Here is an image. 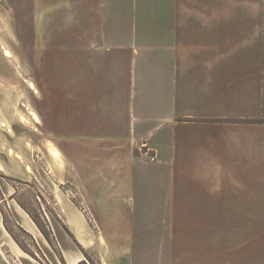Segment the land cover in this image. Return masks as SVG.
Segmentation results:
<instances>
[{"label":"crops","instance_id":"0c3cea01","mask_svg":"<svg viewBox=\"0 0 264 264\" xmlns=\"http://www.w3.org/2000/svg\"><path fill=\"white\" fill-rule=\"evenodd\" d=\"M0 3L42 55L55 246L15 218L49 264H264V0ZM0 264H43L2 219Z\"/></svg>","mask_w":264,"mask_h":264},{"label":"rangeland","instance_id":"374dc122","mask_svg":"<svg viewBox=\"0 0 264 264\" xmlns=\"http://www.w3.org/2000/svg\"><path fill=\"white\" fill-rule=\"evenodd\" d=\"M28 26L15 20L0 3V219L25 252L49 264L34 235L19 226L15 218L19 210L29 209L49 230L51 242L44 236L55 246L43 217V204L50 206L46 200L50 186L44 178L46 156L40 150L41 133L37 126L42 55L40 50L32 49V38L25 37ZM50 154L55 157L51 150ZM31 161L34 173L30 172ZM251 216L257 222L258 237H264V214ZM91 264L98 263L91 258Z\"/></svg>","mask_w":264,"mask_h":264},{"label":"trees","instance_id":"16d2710c","mask_svg":"<svg viewBox=\"0 0 264 264\" xmlns=\"http://www.w3.org/2000/svg\"><path fill=\"white\" fill-rule=\"evenodd\" d=\"M70 190H71V189H70ZM25 210L28 212V214L31 216V218L34 220V222L37 224V226H38L39 229L43 232V234H44V235L48 238V240L51 242V239H50V237H51V233H49V230H48V232H47L46 229H44L42 222H41L37 217H35L34 214H33L29 209L25 208ZM43 217H44V220H45V222H46V226H47V228H48V223H47V220H46L44 214H43ZM48 229H49V228H48ZM8 230H9V229H8ZM80 264H86V262H82V263H80Z\"/></svg>","mask_w":264,"mask_h":264},{"label":"built area","instance_id":"2783aa9c","mask_svg":"<svg viewBox=\"0 0 264 264\" xmlns=\"http://www.w3.org/2000/svg\"><path fill=\"white\" fill-rule=\"evenodd\" d=\"M144 155L146 156V157H148L150 160H155V158H156V156L154 155V154H152L150 151H148V150H146L145 152H144ZM72 193V192H71Z\"/></svg>","mask_w":264,"mask_h":264}]
</instances>
